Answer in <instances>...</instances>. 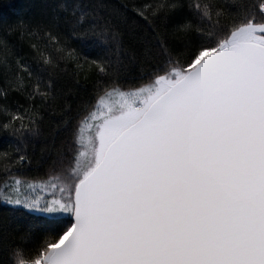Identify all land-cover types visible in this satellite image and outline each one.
<instances>
[{"label":"snow or ice","instance_id":"6c2138e0","mask_svg":"<svg viewBox=\"0 0 264 264\" xmlns=\"http://www.w3.org/2000/svg\"><path fill=\"white\" fill-rule=\"evenodd\" d=\"M139 15V61L103 0L0 20V133L14 138L0 264H264V0H156ZM61 61L93 86L67 113L71 151L30 169L39 108L56 100L40 73ZM11 93L33 103L12 110Z\"/></svg>","mask_w":264,"mask_h":264},{"label":"trees","instance_id":"16d2710c","mask_svg":"<svg viewBox=\"0 0 264 264\" xmlns=\"http://www.w3.org/2000/svg\"><path fill=\"white\" fill-rule=\"evenodd\" d=\"M43 0H0V20L6 22H14L16 20H31L35 17ZM107 5V12L113 13L118 23H121L125 32V51L123 56L129 59L133 55L137 61L142 59L144 48L141 40L144 37L142 28L145 25L143 18L139 15V11L147 10V6L154 4L156 0H103ZM235 4L247 5L256 3L257 0H230ZM12 40L20 46L22 53H27L28 46L23 43L16 35L12 36ZM89 59L95 57V51L88 49ZM29 64L33 69L37 66L26 56ZM60 67L48 72H41V78L47 82L55 81L56 100L54 102L45 103L39 108L42 114V120L38 124V135L32 138L28 145V151L32 153L33 163L29 165L30 169L38 167L36 161L38 159L52 160L59 153L71 151L72 136L68 129L67 113L72 110L77 101L83 98L92 88V79L85 80L83 75H76V67L74 64H65L60 62ZM94 79V78H93ZM3 76L0 75V89L4 87ZM33 102L28 100L26 94L20 95L11 93L9 96L8 107L12 110L23 112ZM4 105L0 102V108ZM23 106V107H21ZM4 119V114L0 111V120ZM14 138L10 135L6 136L0 133V152L10 150ZM6 206L0 204V220L3 219V212ZM22 244L20 235L12 231L8 237V243ZM4 240L0 237V258H2L4 250Z\"/></svg>","mask_w":264,"mask_h":264}]
</instances>
